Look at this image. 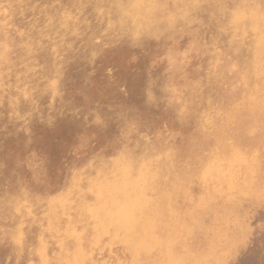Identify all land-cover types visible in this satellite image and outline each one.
<instances>
[{
    "label": "bare ground",
    "instance_id": "1",
    "mask_svg": "<svg viewBox=\"0 0 264 264\" xmlns=\"http://www.w3.org/2000/svg\"><path fill=\"white\" fill-rule=\"evenodd\" d=\"M248 102L264 121V0H0V264H182L161 196ZM219 133L201 205L243 163Z\"/></svg>",
    "mask_w": 264,
    "mask_h": 264
},
{
    "label": "rangeland",
    "instance_id": "2",
    "mask_svg": "<svg viewBox=\"0 0 264 264\" xmlns=\"http://www.w3.org/2000/svg\"><path fill=\"white\" fill-rule=\"evenodd\" d=\"M254 109L255 104L248 102L244 116L235 115L226 126L216 128L215 124L207 123L193 132L192 139L203 137L202 140H206V161L210 163L191 162V154L188 153L179 163L180 173L174 175L176 183L180 184L179 174H189L192 170L195 172L189 175L191 178L187 179L182 190L174 194L164 193L159 213L156 211V219L163 218L165 225L171 229L169 244L175 253L168 245L165 246V252L177 262L225 264L227 260V264H264V121L255 117L252 113ZM218 131L225 134L231 143L232 156L234 154L242 158L243 163L239 165L236 175L225 180L228 191L225 194L218 193L223 198L212 202L211 198H207L208 202L201 205L197 198L204 193L200 188L202 179H199L198 173L220 164L222 151L219 142L222 136ZM215 139L218 142L215 143ZM163 158L167 162V155ZM158 168V165L154 166L156 173ZM153 197L150 183L145 188V199L153 202ZM150 225H147L149 249L156 243ZM199 249L204 250V261L197 263L195 259Z\"/></svg>",
    "mask_w": 264,
    "mask_h": 264
}]
</instances>
